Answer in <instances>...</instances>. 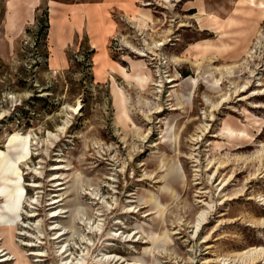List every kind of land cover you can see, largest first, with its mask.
<instances>
[{
    "label": "rangeland",
    "instance_id": "1",
    "mask_svg": "<svg viewBox=\"0 0 264 264\" xmlns=\"http://www.w3.org/2000/svg\"><path fill=\"white\" fill-rule=\"evenodd\" d=\"M103 1L0 0V150L30 139L14 247L29 264H264L244 255L264 248V95L239 100L264 90V0ZM1 233L0 264H19Z\"/></svg>",
    "mask_w": 264,
    "mask_h": 264
},
{
    "label": "bare ground",
    "instance_id": "2",
    "mask_svg": "<svg viewBox=\"0 0 264 264\" xmlns=\"http://www.w3.org/2000/svg\"><path fill=\"white\" fill-rule=\"evenodd\" d=\"M167 1V0H166ZM181 2V1H179ZM249 4L252 6H255V0H249ZM205 31V30H204ZM171 32V31H169ZM173 33V32H172ZM261 39V38H260ZM168 43V42H167ZM165 42L161 43V45L165 46ZM162 50V49H161ZM143 51V50H142ZM146 51V50H145ZM157 51V50H156ZM141 56H147V54H145L144 52L141 51H137ZM150 55H154L153 52H149ZM252 53V51L250 52ZM159 54V53H158ZM156 56V55H155ZM248 57H251L250 54L247 55ZM159 57V56H158ZM156 59V58H154ZM159 59V58H158ZM157 60V59H156ZM151 65V64H150ZM149 66V65H148ZM145 67V66H144ZM165 69V68H164ZM232 68H229V72L231 71ZM147 70V71H146ZM243 71V70H241ZM134 72L137 75V80L138 83L140 84L141 87H145L150 80V70L145 67V68H140V69H135L134 68ZM169 72V71H168ZM159 73V72H158ZM167 73V72H166ZM251 76L250 77H254L255 75L253 74V71H250ZM158 76V75H157ZM168 77V76H167ZM258 77V76H257ZM249 78V77H248ZM198 79V78H197ZM176 79L171 78L170 79V83L174 82ZM193 85L196 86L197 85V80L193 79L192 80ZM153 85H155V83H152ZM216 85L217 88H220L221 83L219 82V80H216ZM244 85V84H243ZM152 86V85H151ZM157 87H163V84H158L156 83ZM176 84L173 85V87H175ZM253 86L252 84V80L249 79L246 84L244 85V88L242 89V91L248 90ZM256 86H264L263 83L260 81H258V83L256 84ZM255 86V87H256ZM231 90V89H230ZM234 90V89H233ZM161 92V91H160ZM192 93V92H191ZM190 93V96H191ZM234 93L236 96H238V90L235 89ZM120 107H121V111H120V116L123 118H127L130 119L128 111H127V106H126V97L123 93V91H120ZM264 95V90L260 89V90H254L252 94H250L249 96L246 97H239V100H244V99H249V98H253V97H258V96H263ZM161 96V95H160ZM190 96L188 99H190ZM181 97V96H180ZM179 98V97H178ZM230 95H225L223 97L222 103H227L229 101ZM183 103V102H182ZM220 104V102H219ZM221 105V104H220ZM224 106V105H223ZM254 108H262L264 107V105H262V103L259 104H255L253 106ZM177 108H173V110H175ZM220 109V108H219ZM164 109H162V107H159V109L155 112V113H161L163 112ZM212 112V111H211ZM206 118V117H205ZM126 120V119H125ZM214 120V118H213ZM126 122V121H125ZM175 128V127H174ZM228 132L231 135H234L236 130L232 129V127L228 128ZM264 130V129H263ZM263 132V131H262ZM242 133V132H241ZM162 136V135H161ZM175 138V137H174ZM247 143V142H246ZM10 144H11V149L14 150L15 153V157H12V155L10 154V152H4L0 150V181L2 182V185L0 186V196L4 199V203L2 205H0V231L2 232L1 235L4 236L5 241L3 243L2 246H7L6 249L11 250V254H14L15 256H17L18 260H19V264H29L26 260V256L23 254V252L18 248V247H14V230H16V226H17V220L20 218V210H21V204L22 201L24 199V186L22 184V175H21V168H20V164H26L24 161L28 159L29 153H30V139L29 137H22L20 135L13 137L10 140ZM254 144V143H253ZM248 147V144L243 143L241 146L238 147L239 148H246ZM47 151V150H46ZM252 160V159H251ZM164 161V160H163ZM169 163V162H168ZM255 164V162H254ZM228 165H223L220 166L219 169L222 168H226ZM181 167V166H180ZM253 167V165H252ZM229 168V167H228ZM242 168V167H241ZM166 169V168H165ZM240 169V168H239ZM36 173L38 174H42V172H37V169H34ZM178 168L175 167H170L167 171L168 175L171 174H178V176H180L181 179L184 180L183 173H181L180 169L179 171H177ZM236 171V169H234ZM233 170V171H234ZM164 171V170H163ZM238 171V170H237ZM180 172V174H179ZM246 172V171H245ZM252 172V171H251ZM251 177V176H250ZM249 177V178H250ZM186 178V177H185ZM247 179V178H246ZM198 180V178H197ZM249 180V179H248ZM247 180V181H248ZM227 181V180H226ZM251 181V180H250ZM248 181V182H250ZM159 182V181H158ZM161 182V181H160ZM58 185H61V182H57ZM201 184V183H200ZM228 184V182H227ZM227 184H225V186H228ZM63 185V184H62ZM33 186L38 187L40 186L39 184H34ZM185 187V186H184ZM64 188V187H63ZM170 186L169 185H165L164 189L166 190H170ZM187 188V187H186ZM201 188V187H200ZM182 190V189H181ZM206 190V189H205ZM174 191V190H173ZM184 192V191H183ZM209 192V191H208ZM92 195H99L97 192H93ZM243 194H240L239 196H234V197H230V198H226L224 201H228V200H233L235 198H239L240 196H242ZM173 196V195H171ZM148 198V197H147ZM151 200L153 201V203H156L158 205H160L159 203V199L158 197H156V195H151ZM146 199V198H145ZM253 199V197H252ZM150 200V199H149ZM148 200V201H149ZM200 200V199H199ZM60 200H54L51 204H57ZM146 201V200H145ZM38 202V201H37ZM104 202V201H103ZM207 203V202H206ZM32 204V203H30ZM213 210V206L210 207V210L207 212L205 210H202L203 212L200 213V217L199 219H197V223H196V232L199 231V229L202 227V225H204L205 222L207 221L208 218V214ZM153 211V210H152ZM35 214V213H34ZM212 214V213H211ZM145 215V214H144ZM220 215V214H218ZM55 216V215H53ZM263 224V223H262ZM249 225V224H248ZM93 228H98V230H100L101 228H99L98 226H91V229ZM64 229V228H63ZM202 229V228H201ZM201 232V231H200ZM213 232V231H212ZM179 233V232H178ZM62 235H59L57 238H60L64 235V233H61ZM209 236V235H208ZM149 239H152L154 237V233L148 234ZM160 237V236H159ZM163 242H171V238L169 237L168 233L166 231L163 232V238H162ZM208 241V240H207ZM206 241V242H207ZM60 249L65 253L68 251V249L65 250V245H62L60 247ZM65 250V251H64ZM4 251V250H3ZM159 251V250H158ZM146 252H150L152 253V250H146ZM155 252V251H154ZM157 252V251H156ZM160 252V251H159ZM264 253V248L263 247H255L247 252H245V256H247L249 259L251 260H257L258 257H260L262 254ZM72 254V253H71ZM155 254V253H154ZM3 256H8V253H5ZM110 258L114 257V259L117 256H109ZM9 258H2V260H8ZM25 260V261H24Z\"/></svg>",
    "mask_w": 264,
    "mask_h": 264
},
{
    "label": "crops",
    "instance_id": "3",
    "mask_svg": "<svg viewBox=\"0 0 264 264\" xmlns=\"http://www.w3.org/2000/svg\"><path fill=\"white\" fill-rule=\"evenodd\" d=\"M108 8L116 10L121 15H127L128 11L138 8L139 0H104Z\"/></svg>",
    "mask_w": 264,
    "mask_h": 264
}]
</instances>
